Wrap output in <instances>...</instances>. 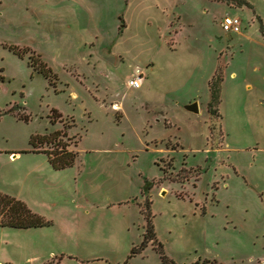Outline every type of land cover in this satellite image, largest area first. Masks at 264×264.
Returning a JSON list of instances; mask_svg holds the SVG:
<instances>
[{
    "label": "rangeland",
    "instance_id": "1",
    "mask_svg": "<svg viewBox=\"0 0 264 264\" xmlns=\"http://www.w3.org/2000/svg\"><path fill=\"white\" fill-rule=\"evenodd\" d=\"M244 1L0 0V193L51 223L0 226V264H162L159 246L174 264H264V0ZM54 130L72 167L24 153ZM147 213L156 242L129 257Z\"/></svg>",
    "mask_w": 264,
    "mask_h": 264
},
{
    "label": "trees",
    "instance_id": "2",
    "mask_svg": "<svg viewBox=\"0 0 264 264\" xmlns=\"http://www.w3.org/2000/svg\"><path fill=\"white\" fill-rule=\"evenodd\" d=\"M221 1V0H218ZM224 1V0H222ZM230 1V0H226ZM239 5L247 4L244 0H232ZM27 49L14 50L19 56L22 55ZM33 70H37L38 73L43 74L44 77H50V68H45L44 64L39 63L38 66L34 65V62L29 64ZM28 65V66H29ZM38 67V68H37ZM53 75V74H52ZM221 76L217 73L213 74L210 81L208 82L209 89V100L206 105V110L209 115V131L210 133L215 129V122L213 121L218 116L217 105L219 102V92ZM55 116H52V124L56 123V111H53ZM66 138L65 132L61 130H54L52 132L39 135H32L29 139L30 149L24 153H42L47 157L48 163L55 170H63L72 167L76 158V151L69 149V144ZM149 213L146 214V230L143 234L141 243L132 248L129 257H132L140 253L149 242H156L155 235L153 232L152 225L149 222ZM50 221L44 217L33 212L26 203L12 198L8 195L0 193V226L11 227L17 229H28V228H40L49 226ZM160 248V249H159ZM160 259L162 264H174L173 261L169 260L161 251L159 246ZM44 264H60L59 260L50 259ZM196 264V263H195Z\"/></svg>",
    "mask_w": 264,
    "mask_h": 264
},
{
    "label": "built area",
    "instance_id": "3",
    "mask_svg": "<svg viewBox=\"0 0 264 264\" xmlns=\"http://www.w3.org/2000/svg\"><path fill=\"white\" fill-rule=\"evenodd\" d=\"M221 30L225 33H238L240 31V21L236 17L226 16L220 23ZM141 78H132L128 81V86L131 88H139Z\"/></svg>",
    "mask_w": 264,
    "mask_h": 264
},
{
    "label": "water",
    "instance_id": "4",
    "mask_svg": "<svg viewBox=\"0 0 264 264\" xmlns=\"http://www.w3.org/2000/svg\"><path fill=\"white\" fill-rule=\"evenodd\" d=\"M184 109L191 113H198V104L196 101L184 106Z\"/></svg>",
    "mask_w": 264,
    "mask_h": 264
},
{
    "label": "crops",
    "instance_id": "5",
    "mask_svg": "<svg viewBox=\"0 0 264 264\" xmlns=\"http://www.w3.org/2000/svg\"><path fill=\"white\" fill-rule=\"evenodd\" d=\"M141 83H142V80H141ZM141 83H140V86H141ZM140 86H139V88H140Z\"/></svg>",
    "mask_w": 264,
    "mask_h": 264
},
{
    "label": "bare ground",
    "instance_id": "6",
    "mask_svg": "<svg viewBox=\"0 0 264 264\" xmlns=\"http://www.w3.org/2000/svg\"><path fill=\"white\" fill-rule=\"evenodd\" d=\"M114 108H117V106H115Z\"/></svg>",
    "mask_w": 264,
    "mask_h": 264
},
{
    "label": "flooded vegetation",
    "instance_id": "7",
    "mask_svg": "<svg viewBox=\"0 0 264 264\" xmlns=\"http://www.w3.org/2000/svg\"><path fill=\"white\" fill-rule=\"evenodd\" d=\"M207 111V110H206Z\"/></svg>",
    "mask_w": 264,
    "mask_h": 264
}]
</instances>
